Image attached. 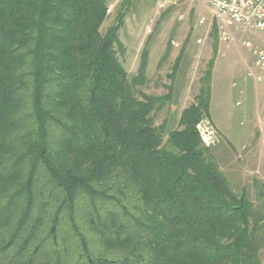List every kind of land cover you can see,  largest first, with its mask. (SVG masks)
I'll return each mask as SVG.
<instances>
[{
    "label": "trees",
    "instance_id": "obj_1",
    "mask_svg": "<svg viewBox=\"0 0 264 264\" xmlns=\"http://www.w3.org/2000/svg\"><path fill=\"white\" fill-rule=\"evenodd\" d=\"M106 3L0 0V264H261L264 193H234L195 128L213 61L164 142Z\"/></svg>",
    "mask_w": 264,
    "mask_h": 264
},
{
    "label": "rangeland",
    "instance_id": "obj_2",
    "mask_svg": "<svg viewBox=\"0 0 264 264\" xmlns=\"http://www.w3.org/2000/svg\"><path fill=\"white\" fill-rule=\"evenodd\" d=\"M157 1L106 0L107 18L100 32L122 20L118 37L124 53L118 59L129 77L137 75L146 56V82L137 91L160 98L153 119L163 128L164 142L171 130L178 129L181 113L195 103L201 79L213 61L205 118L218 142L209 148L230 189L245 192L256 203L257 195L264 193V183L251 174L257 161L264 171V146L254 148L260 136L257 128L264 126V70L254 66V54L242 46L244 36L236 34L232 42H222L213 34L201 0H180L164 9ZM201 17H206L203 27L197 25ZM253 45L264 49V39ZM249 71L251 78L246 76ZM261 134L264 139V128Z\"/></svg>",
    "mask_w": 264,
    "mask_h": 264
},
{
    "label": "built area",
    "instance_id": "obj_3",
    "mask_svg": "<svg viewBox=\"0 0 264 264\" xmlns=\"http://www.w3.org/2000/svg\"><path fill=\"white\" fill-rule=\"evenodd\" d=\"M180 0H158L159 9H164L170 4H176ZM204 9L209 16L211 29H214L222 42H232L234 35L245 37L242 46L255 56L254 66L264 70V49L253 45V41L264 39V0H201ZM207 24L206 17H201L197 25L203 27ZM200 44L201 41L199 40ZM248 78L252 77L247 72ZM256 81H261L257 78ZM201 143L211 147L218 142V137L208 118H201L195 126ZM261 264H264V249Z\"/></svg>",
    "mask_w": 264,
    "mask_h": 264
},
{
    "label": "crops",
    "instance_id": "obj_4",
    "mask_svg": "<svg viewBox=\"0 0 264 264\" xmlns=\"http://www.w3.org/2000/svg\"><path fill=\"white\" fill-rule=\"evenodd\" d=\"M262 125H263V124H262ZM262 125L260 126V128L263 130L264 126H262ZM260 128H257L258 131H259L260 136H259V138L257 139V141H258V140H259V141H258L257 143H255L254 148H257V147L260 148V147L264 146V139L262 138V134H261V133H262V130H261ZM261 138H262V139H261ZM249 153H250V152H249ZM256 163L258 164L259 161H257ZM256 163H255V170H256V171L254 170L255 172H253V171L251 172V174L254 175V176H252V177H253V178L255 177V179H258V180H260V181H262V182L264 183V171H261L260 168L257 166ZM259 173L263 174L261 178L258 176Z\"/></svg>",
    "mask_w": 264,
    "mask_h": 264
}]
</instances>
